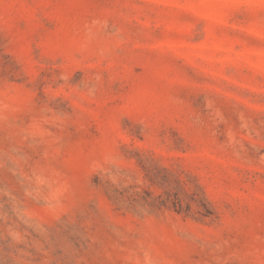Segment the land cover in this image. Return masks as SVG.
<instances>
[{
    "label": "rangeland",
    "instance_id": "obj_1",
    "mask_svg": "<svg viewBox=\"0 0 264 264\" xmlns=\"http://www.w3.org/2000/svg\"><path fill=\"white\" fill-rule=\"evenodd\" d=\"M0 264H264V0H0Z\"/></svg>",
    "mask_w": 264,
    "mask_h": 264
}]
</instances>
